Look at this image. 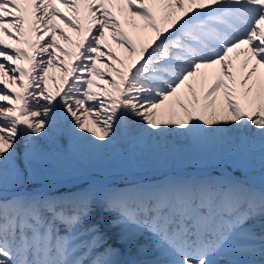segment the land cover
<instances>
[{"label":"snow or ice","instance_id":"6c2138e0","mask_svg":"<svg viewBox=\"0 0 264 264\" xmlns=\"http://www.w3.org/2000/svg\"><path fill=\"white\" fill-rule=\"evenodd\" d=\"M65 134L156 157L226 140L264 171V0H0V264H264V181L48 192L30 181Z\"/></svg>","mask_w":264,"mask_h":264},{"label":"bare ground","instance_id":"6f19581e","mask_svg":"<svg viewBox=\"0 0 264 264\" xmlns=\"http://www.w3.org/2000/svg\"><path fill=\"white\" fill-rule=\"evenodd\" d=\"M64 143L67 145L69 151L66 153L62 151L57 155V158L55 160L49 163L48 166L50 169H53L56 172V176L60 181L59 184L63 185L68 183L70 187L85 184L83 180L84 176L82 175V173L87 171L89 166L92 165L96 160L98 161L112 159V161L107 164V167H110L115 171L111 174L105 175L103 178L91 177L90 180L98 186L116 178L132 183L129 184L127 188H123V191H127V189H129V187L135 182L145 180H148L150 182L156 181L157 183H162L167 180H173L176 178L192 181L209 179L205 178L207 175L204 176L203 173L205 172V170H210L208 168L210 166H213L211 163L222 160L223 157L233 159L234 168L236 169H240L242 165L246 161H248L235 158L233 150L230 148L226 140L223 142H213L205 145L194 144L189 146L177 144L176 150L168 155H173L176 152H190L186 157H189L187 159L188 162L195 161L194 164L190 163L188 169H186V167H177L173 170L175 171L174 173L169 171L165 174L158 173V175L155 174L152 176L150 174H147L146 171H141L136 168L138 159L133 160L130 158V153L135 151V149L130 146L127 149L117 145L114 149L110 148L106 150H95L87 144L81 142L80 147L74 149L71 138L67 134H65L64 136ZM165 156L158 157V159L162 162ZM84 158H86V160ZM43 168L40 169L36 177H44L45 174L43 173ZM226 172L232 173V170L229 169ZM225 176L228 177V175L226 174ZM225 176L218 174L215 178H212V180H222L226 178ZM6 179L7 181L11 182L10 172L7 174ZM34 179L30 181V183H35ZM51 185L52 184H46L43 185V187L47 191L52 189ZM233 258L245 261L246 264H254L255 261H260L259 259H261L258 252L238 255Z\"/></svg>","mask_w":264,"mask_h":264},{"label":"rangeland","instance_id":"374dc122","mask_svg":"<svg viewBox=\"0 0 264 264\" xmlns=\"http://www.w3.org/2000/svg\"><path fill=\"white\" fill-rule=\"evenodd\" d=\"M189 153L190 152H184V153L176 152L173 155L165 156L163 161L161 162L156 156H146L140 153L139 151L135 150L134 152L130 153V158L133 160L138 159L137 160L138 162L136 163L137 169L141 171H146L148 174L157 173L158 175V173L165 174V173H168L169 171L171 172L172 170H174L173 169L174 167H179V168L186 167V169H188L189 164L190 163L194 164L195 162V161L188 162L187 159L189 157H186V156H188ZM84 159L86 160V158ZM111 161L112 159L94 161L93 164L89 166L88 170L82 173V175L84 176L83 180L84 181L89 180L91 179V177H96L98 175H100V177H104L105 175H108L114 172L115 171L114 169L107 167V164L110 163ZM211 164L215 166V169H218L221 167H224V168L229 167L231 170H236V168H234L233 159L229 160L228 158L223 157L222 160H218ZM213 166H210V167H213ZM250 168L257 170L256 172L259 173V175L264 178V171H262V168H261V162H260L259 155H256L254 160L248 159V161H246L239 170L249 172L252 170ZM43 173L45 174L44 177H36L34 179L36 184H40L42 186L46 184H52L51 185L52 189L49 190L50 192H54L55 190L58 189L59 186H62L61 184H59L60 181L58 180V177L56 176V172L53 169H50L49 166H45L43 168ZM118 180L119 178L112 179L110 181H118ZM86 183L91 184L88 181ZM5 187L7 189H10L12 187V183L10 181H7L5 184Z\"/></svg>","mask_w":264,"mask_h":264}]
</instances>
